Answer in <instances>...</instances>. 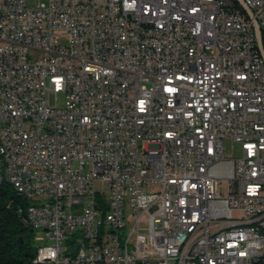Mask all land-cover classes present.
<instances>
[{
    "label": "built area",
    "instance_id": "built-area-1",
    "mask_svg": "<svg viewBox=\"0 0 264 264\" xmlns=\"http://www.w3.org/2000/svg\"><path fill=\"white\" fill-rule=\"evenodd\" d=\"M237 3L0 0V179L35 255L262 263L264 60Z\"/></svg>",
    "mask_w": 264,
    "mask_h": 264
},
{
    "label": "trees",
    "instance_id": "trees-1",
    "mask_svg": "<svg viewBox=\"0 0 264 264\" xmlns=\"http://www.w3.org/2000/svg\"><path fill=\"white\" fill-rule=\"evenodd\" d=\"M23 203L8 182H0V264L35 262L36 246L30 239L33 231L23 226L19 218L18 207Z\"/></svg>",
    "mask_w": 264,
    "mask_h": 264
},
{
    "label": "rangeland",
    "instance_id": "rangeland-1",
    "mask_svg": "<svg viewBox=\"0 0 264 264\" xmlns=\"http://www.w3.org/2000/svg\"><path fill=\"white\" fill-rule=\"evenodd\" d=\"M62 42H66V39H62ZM51 100L54 103L53 97H52ZM57 103H58L59 106H63L64 105V103H65L64 94H62V93L58 94ZM230 152H231V145H230V143H227V145H226V153L228 154ZM233 154H234V157H239L241 155V148H240L239 144H234V146H233ZM96 189H98L99 191H101L103 193H107L108 192L107 185L104 184V183H101V182L96 184ZM40 233H41L40 230H35V231H33L31 233L30 239H31V241H32V243L34 245L42 243V239L40 238Z\"/></svg>",
    "mask_w": 264,
    "mask_h": 264
},
{
    "label": "water",
    "instance_id": "water-1",
    "mask_svg": "<svg viewBox=\"0 0 264 264\" xmlns=\"http://www.w3.org/2000/svg\"><path fill=\"white\" fill-rule=\"evenodd\" d=\"M239 5L242 7V9L245 11V13L247 14V16L252 20L253 23V27H254V31H255V36L257 39V46L259 49V52L264 60V45H263V35H262V30L260 27V24L258 23V21L254 18L253 12L251 11V9L245 4V2L243 0H236ZM19 240L21 242H23V238L20 237Z\"/></svg>",
    "mask_w": 264,
    "mask_h": 264
},
{
    "label": "bare ground",
    "instance_id": "bare-ground-1",
    "mask_svg": "<svg viewBox=\"0 0 264 264\" xmlns=\"http://www.w3.org/2000/svg\"><path fill=\"white\" fill-rule=\"evenodd\" d=\"M246 226H249V219L237 221V228H246ZM260 261H262L260 264H264V254H260ZM35 262H39V264H51V262H45V255H36ZM58 264H67V262H58ZM243 264H257V261H252V259H243Z\"/></svg>",
    "mask_w": 264,
    "mask_h": 264
}]
</instances>
